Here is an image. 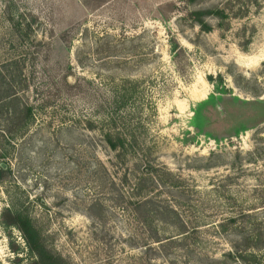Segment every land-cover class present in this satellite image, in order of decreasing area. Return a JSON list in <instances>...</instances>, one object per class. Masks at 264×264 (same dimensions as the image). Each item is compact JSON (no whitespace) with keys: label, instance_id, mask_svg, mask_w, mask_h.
Here are the masks:
<instances>
[{"label":"rangeland","instance_id":"obj_1","mask_svg":"<svg viewBox=\"0 0 264 264\" xmlns=\"http://www.w3.org/2000/svg\"><path fill=\"white\" fill-rule=\"evenodd\" d=\"M10 91L0 264H34L16 213L62 264L264 261V0H0Z\"/></svg>","mask_w":264,"mask_h":264},{"label":"trees","instance_id":"obj_2","mask_svg":"<svg viewBox=\"0 0 264 264\" xmlns=\"http://www.w3.org/2000/svg\"><path fill=\"white\" fill-rule=\"evenodd\" d=\"M194 14H195V19L199 23H201V27H203L205 30L209 29V26L202 21L201 19L202 16H205L207 14H214L219 19H223L226 16L224 10L218 8L196 11ZM7 20H11L10 17ZM16 92L17 91H10L7 93H3L1 95L2 97H0V102H4L8 100L10 101L16 100L17 99ZM22 110H23L22 123L20 125V129H18L19 127L17 128V132H22L21 129H23V127H26L29 124V120L31 119V108L23 105ZM103 137L111 149L119 150L120 148H123L122 138L119 135L117 134L114 135L110 131H105ZM3 156H4L3 154L2 155L0 154V157ZM6 174H7V170L3 169L0 163L1 177ZM2 223H4L6 227L15 226L20 231L27 249L34 255L35 258L33 261L34 264H62L61 259L46 247V245L44 244L41 238L40 232L33 225L32 221L27 216L16 213L13 215H9V218ZM224 255H227L228 257L234 260L240 258L243 259L244 257V253H241L240 251L237 250L229 251ZM251 258H252V262H254L255 264H264V261H260L261 259H257L256 255L251 254Z\"/></svg>","mask_w":264,"mask_h":264},{"label":"water","instance_id":"obj_3","mask_svg":"<svg viewBox=\"0 0 264 264\" xmlns=\"http://www.w3.org/2000/svg\"><path fill=\"white\" fill-rule=\"evenodd\" d=\"M1 166H2L3 168H5V164H4V163H1Z\"/></svg>","mask_w":264,"mask_h":264}]
</instances>
